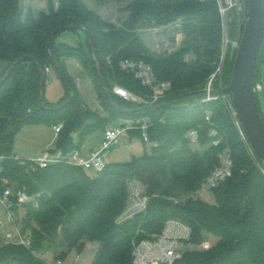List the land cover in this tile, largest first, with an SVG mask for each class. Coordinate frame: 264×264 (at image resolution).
Wrapping results in <instances>:
<instances>
[{
	"label": "trees",
	"instance_id": "16d2710c",
	"mask_svg": "<svg viewBox=\"0 0 264 264\" xmlns=\"http://www.w3.org/2000/svg\"><path fill=\"white\" fill-rule=\"evenodd\" d=\"M48 1V12L34 16L28 11L23 16L21 0H0V62L5 64L0 73V157H4L0 160V177L36 197L37 207L28 204L15 208L18 220L31 232L32 247L44 252L59 247L61 251L54 258L64 262L72 251L81 253L88 242H95L99 248L93 264H132L134 245L153 240L168 221L176 220L190 229L186 241L190 248L174 264H264L263 165L247 138L240 135L221 95L208 102L202 98L157 106L206 92L223 50L222 18L216 0H92L98 6L125 4L119 9L126 14L120 24L103 19L82 0H59L57 8ZM244 21L242 15L229 22L231 41L238 37ZM176 24L184 39L170 53L151 52L139 35L142 29ZM79 30L86 35L87 47L81 41L76 48L67 47L58 40L64 32L77 34ZM235 56L236 50L229 44L223 70L213 81L214 91L230 84ZM71 57L79 58L86 72L93 75L106 117L83 104L65 64ZM53 59L65 75V80L61 78L65 96L57 104L47 102L44 88L43 107V70L55 69ZM124 60L144 61L153 67L158 82L170 83L159 102L133 103L112 92L119 85L136 95L153 93L133 74L120 69ZM97 63L114 101L123 110L109 103ZM258 82L264 99V42L254 87ZM261 96L256 92L264 120ZM112 120H148L149 142L143 141L138 130L128 134L149 143L150 151L130 161L110 162L94 174L67 163L35 170L12 158L15 137L27 124L53 127L63 123L54 148L68 151L81 150L85 138L98 130L104 132ZM192 130L199 131L198 149L192 148L188 138ZM213 130L216 135L211 134ZM75 133L82 136L77 143ZM226 149L233 160L232 174L211 192L214 203L197 198L202 183L221 164L220 154ZM133 181L145 187L147 205L120 221ZM213 238L217 241H209ZM204 241L211 243L210 249L199 248ZM0 264L50 263L23 245L0 243Z\"/></svg>",
	"mask_w": 264,
	"mask_h": 264
},
{
	"label": "built area",
	"instance_id": "2783aa9c",
	"mask_svg": "<svg viewBox=\"0 0 264 264\" xmlns=\"http://www.w3.org/2000/svg\"><path fill=\"white\" fill-rule=\"evenodd\" d=\"M200 1L204 2L210 0ZM216 2L222 18L223 50L219 66L208 81L206 87L207 93H210L213 90V81L223 70L227 47L231 44L232 50L237 51L240 43L239 35L233 41L229 39V22L237 17L242 15L244 16L242 0H216ZM159 30H162V28H159ZM120 69L124 72L133 74L143 86L148 87L153 91L150 95L141 96L134 94L122 86L115 85L112 92L126 101L152 105L159 102V100L162 99L171 87L170 83L158 82L153 67L144 61L124 60L120 63ZM255 92H257L256 87ZM221 97L225 101L228 111L234 116L240 135L244 140H246L236 116L232 96L230 94H223ZM215 99H217V96L209 95L203 98V101L208 102ZM207 119L209 120V117ZM63 126V123L53 126L56 137L60 133ZM149 126L148 120L137 122L131 120L119 121L116 125L107 128L103 132V138L100 146L98 149L91 151L88 155L82 154L77 148L68 151H62L55 148L54 153L50 151L54 148H51L45 149L33 159L21 158L16 155L12 156V158L18 161L19 164L35 170L45 169L55 164L67 163L82 167L91 174L99 173L102 172L110 163L108 160L110 151L114 149L120 143L121 138L126 134L128 135L130 131H140L143 141L149 142ZM211 134L216 135L217 131L213 130ZM188 138L192 143H197L199 139V131H190L188 133ZM218 143L219 140L214 142L215 145ZM3 158L4 157H0V160ZM220 159L221 164L204 180L201 185V189L196 196L197 198H200L199 195H201L202 191L211 193L215 188L224 183L232 174L233 160L230 151L228 149L224 150L220 154ZM1 171L2 167L0 166V174ZM147 201L148 197L145 195L142 198L141 203L137 204L136 209L134 208L133 211H131L130 208L127 207L119 220L124 221L133 214L144 210L146 208ZM28 204H32L34 207H37L38 204L36 197L30 196L24 190H19L15 184L0 177V205L4 211L3 217H5L0 219V226H3L5 222L8 226L12 225L14 227V231L8 230L5 232L4 243L23 245L30 249L34 256L53 264L46 259L44 251H40L32 247L31 232L24 229L23 223L18 220L15 208ZM0 217L2 216L0 215ZM189 234L190 229L182 222L176 220L168 221L166 227L159 236L155 237L153 240H143L134 245L132 264H174L182 258L184 251L190 248V246L186 244L187 239H189ZM210 247L211 243L209 241H204L201 245H199V248L203 250L210 249ZM56 264H62V261H57Z\"/></svg>",
	"mask_w": 264,
	"mask_h": 264
},
{
	"label": "rangeland",
	"instance_id": "374dc122",
	"mask_svg": "<svg viewBox=\"0 0 264 264\" xmlns=\"http://www.w3.org/2000/svg\"><path fill=\"white\" fill-rule=\"evenodd\" d=\"M84 4L97 12L103 19L109 22L120 24L125 19L126 14L121 13L119 9L125 4H117L110 2L105 6H98L92 0H82ZM54 8L58 7L59 0H52ZM21 6L23 10V16L31 11L34 16H39L41 12H48L50 9V3L48 0H21ZM239 21H242L241 18ZM179 24L174 26H168L167 28L158 29H142L139 30V35L147 48L153 53L173 52L178 49L184 39L183 33L178 29ZM59 41L64 42L67 47L76 48L81 42L84 46L86 44V35L82 30H79L77 34L71 32L62 33ZM81 41V42H80ZM228 48V47H227ZM81 60L76 57L66 59L65 64L67 66L69 75L74 78L77 88L82 96V101L91 111L100 115V117H106L107 112L104 110L101 100L98 96V90L95 84L93 75L86 72ZM5 64L0 62V73L2 72ZM257 93H262V85L260 82L256 84ZM65 96L64 82L59 76L58 72L51 68L47 72V81L45 85V99L47 102L57 104ZM261 98L262 105L264 104L263 96ZM119 121H110L105 126V130L109 127L116 125ZM79 133L73 134L74 140L77 143ZM102 137V130H98L85 138L83 141L84 147L97 146ZM55 140V132L53 127L47 124H27L18 132L15 137L14 153L20 157L27 159H33L37 157L42 151L46 149V146ZM55 146V142L53 143ZM83 147V148H84ZM193 149H198V145L192 144ZM151 145L149 143L143 144L138 139L129 137V134L124 135L121 138L120 143L110 151L108 155L109 162L130 161L134 156H139L145 151L149 152ZM89 172V171H88ZM90 173V172H89ZM145 187L139 182H131L129 185V202L128 207L131 211L137 207L138 203H141L142 198L145 196ZM199 197L208 202L214 203L215 199L212 193L202 191ZM3 208L0 205V219L3 217ZM22 210H20V213ZM14 231L12 225L8 226L5 222L3 226H0V243H4V237L6 231ZM211 242L217 241V238L209 240ZM99 244L95 242H88L81 253L72 251L66 260L62 264H93ZM194 248V247H192ZM61 251L59 247H53L45 251L44 256L48 261L53 264L57 263L54 257ZM43 256V257H44Z\"/></svg>",
	"mask_w": 264,
	"mask_h": 264
},
{
	"label": "water",
	"instance_id": "95a60500",
	"mask_svg": "<svg viewBox=\"0 0 264 264\" xmlns=\"http://www.w3.org/2000/svg\"><path fill=\"white\" fill-rule=\"evenodd\" d=\"M242 3L244 7L245 21L240 25V43L236 51L230 84L218 91L212 90L210 93L205 92L180 100L163 102L157 106L159 108H163L166 106L179 105L182 103L199 100L209 95L219 96L223 94H231L236 116L242 132L247 138L253 153L262 162L264 169V120L256 99L254 87L257 61L259 59L261 47L264 42V3L263 0H242ZM71 28H75V26H72ZM53 63L61 78L65 80V75L61 72L58 63H56L54 59ZM96 68L101 85L105 95L109 100V103L115 108H120L114 101L111 91L107 87L99 63H97ZM47 72L48 69L43 70V77L41 81L40 99L43 107H45L44 88L47 81ZM66 84L70 88L69 83L66 82ZM72 98L73 94L67 102H70ZM50 151L54 153L55 148L51 149Z\"/></svg>",
	"mask_w": 264,
	"mask_h": 264
},
{
	"label": "crops",
	"instance_id": "0c3cea01",
	"mask_svg": "<svg viewBox=\"0 0 264 264\" xmlns=\"http://www.w3.org/2000/svg\"><path fill=\"white\" fill-rule=\"evenodd\" d=\"M56 136H55V140H53L50 144H48L47 146H46V149H51V148H54V145H53V143L56 141ZM102 138H103V131H102V137H101V139H100V141H99V143H98V145L95 147V146H90V147H82V149L80 150L81 151V153L82 154H84V155H88L89 153H91V151H94V150H96V149H98V147L100 146V144H101V141H102ZM16 156H18V157H20L18 154H15ZM21 158H24V157H21Z\"/></svg>",
	"mask_w": 264,
	"mask_h": 264
}]
</instances>
